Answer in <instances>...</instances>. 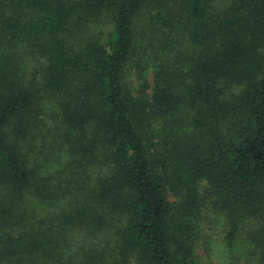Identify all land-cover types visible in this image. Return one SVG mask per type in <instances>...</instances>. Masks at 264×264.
Returning a JSON list of instances; mask_svg holds the SVG:
<instances>
[{
    "label": "trees",
    "instance_id": "16d2710c",
    "mask_svg": "<svg viewBox=\"0 0 264 264\" xmlns=\"http://www.w3.org/2000/svg\"><path fill=\"white\" fill-rule=\"evenodd\" d=\"M214 1L0 0V264H264V0Z\"/></svg>",
    "mask_w": 264,
    "mask_h": 264
},
{
    "label": "rangeland",
    "instance_id": "374dc122",
    "mask_svg": "<svg viewBox=\"0 0 264 264\" xmlns=\"http://www.w3.org/2000/svg\"><path fill=\"white\" fill-rule=\"evenodd\" d=\"M223 2L225 3V0L214 1L212 4L213 11L216 12L220 9H223ZM5 42V39L0 34V56L2 59H5L10 65H12L13 73L16 75L14 77L16 79L27 81L34 80V77H36L37 74L44 69V63L42 61L34 60V58L28 55L27 49L24 48V44L16 42L15 47H12V45L10 47H7L5 46ZM40 76L41 74L38 75L37 78L39 79ZM207 215L208 213L204 211L201 214V218L204 219ZM200 253H202V251Z\"/></svg>",
    "mask_w": 264,
    "mask_h": 264
}]
</instances>
